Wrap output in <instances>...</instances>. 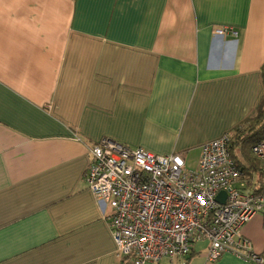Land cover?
Listing matches in <instances>:
<instances>
[{"label":"crops","instance_id":"crops-1","mask_svg":"<svg viewBox=\"0 0 264 264\" xmlns=\"http://www.w3.org/2000/svg\"><path fill=\"white\" fill-rule=\"evenodd\" d=\"M263 64L264 0H0V264H136L84 182L90 147L106 137L195 168L255 111ZM241 233L261 254L263 211ZM195 243L144 264H256Z\"/></svg>","mask_w":264,"mask_h":264},{"label":"built area","instance_id":"built-area-1","mask_svg":"<svg viewBox=\"0 0 264 264\" xmlns=\"http://www.w3.org/2000/svg\"><path fill=\"white\" fill-rule=\"evenodd\" d=\"M232 137L233 132H225L203 143L195 168L187 167L180 153L153 154L106 137L90 147L83 179L96 203L111 209L118 257L156 263L186 257L193 243L203 240L208 261L230 253L264 264L241 233L249 219L264 211V195L247 190L245 172L231 155ZM251 153L264 162V140ZM220 191L226 194L223 203L216 199Z\"/></svg>","mask_w":264,"mask_h":264},{"label":"trees","instance_id":"trees-1","mask_svg":"<svg viewBox=\"0 0 264 264\" xmlns=\"http://www.w3.org/2000/svg\"><path fill=\"white\" fill-rule=\"evenodd\" d=\"M264 82V64L262 66ZM244 127H237L230 142V151L235 163L247 175L257 174V186L251 187L255 194L264 195V169L258 159L251 155V147L264 140V91L253 114L247 118ZM264 229V211H263ZM264 258V249L260 254ZM188 257V256H187Z\"/></svg>","mask_w":264,"mask_h":264},{"label":"water","instance_id":"water-1","mask_svg":"<svg viewBox=\"0 0 264 264\" xmlns=\"http://www.w3.org/2000/svg\"><path fill=\"white\" fill-rule=\"evenodd\" d=\"M225 197H226L225 192H224V191H220V192L218 193V195L216 196V199H217L219 202H222V203H223Z\"/></svg>","mask_w":264,"mask_h":264},{"label":"rangeland","instance_id":"rangeland-1","mask_svg":"<svg viewBox=\"0 0 264 264\" xmlns=\"http://www.w3.org/2000/svg\"><path fill=\"white\" fill-rule=\"evenodd\" d=\"M251 152V151H250ZM251 155H252V153H251ZM254 157V156H253ZM256 158V157H255ZM205 242L206 241H203V240H197L196 241V246H199V247H203L204 245H205ZM207 246H208V243L206 242V248H205V250L207 249Z\"/></svg>","mask_w":264,"mask_h":264}]
</instances>
